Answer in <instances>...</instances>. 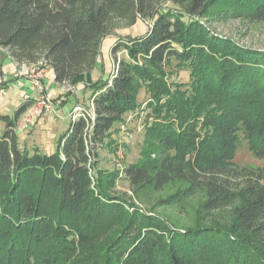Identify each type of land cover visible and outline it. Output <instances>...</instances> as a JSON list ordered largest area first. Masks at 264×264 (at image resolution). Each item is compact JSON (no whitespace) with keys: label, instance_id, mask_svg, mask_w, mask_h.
I'll return each mask as SVG.
<instances>
[{"label":"trees","instance_id":"trees-1","mask_svg":"<svg viewBox=\"0 0 264 264\" xmlns=\"http://www.w3.org/2000/svg\"><path fill=\"white\" fill-rule=\"evenodd\" d=\"M233 18L264 22V0H0V50L50 67L58 85L91 89V112L71 120L54 151L20 146L17 122L33 100L0 114V264H264V163L234 162L242 139L264 159V53L207 26ZM138 19L147 31L117 38L110 53L125 56L93 83L113 21ZM179 71L187 82L172 78ZM142 103L139 160L99 168L98 148ZM119 179L201 193L211 224L172 231L129 211L113 192Z\"/></svg>","mask_w":264,"mask_h":264},{"label":"rangeland","instance_id":"rangeland-1","mask_svg":"<svg viewBox=\"0 0 264 264\" xmlns=\"http://www.w3.org/2000/svg\"><path fill=\"white\" fill-rule=\"evenodd\" d=\"M168 6L173 7L170 3ZM149 20L138 19L134 24L128 25L124 21L114 20L110 29L112 32L106 36L102 42L97 64L91 73V80H104L111 76L117 60L125 56L124 51H119L116 56H112L110 49L117 38H130L139 36L147 31ZM215 34L230 38L238 45L251 48L264 53V22H249L245 19H226L221 21H211L207 25ZM7 56L0 50V72L2 70V57ZM24 69V76L30 77L32 84L40 82L43 84L47 66L41 63L28 65ZM2 73V72H1ZM12 75L9 83L15 80ZM181 82L188 81V72L179 71L172 77ZM0 80H2L0 78ZM3 82V81H2ZM92 83V84H93ZM35 87V86H34ZM29 90V89H28ZM36 90V89H35ZM37 91V90H36ZM91 89L85 88L82 82L76 85L65 84L59 93L49 95L52 100L54 110L49 114L47 120H37L29 129H23V115L17 122L16 132L19 135V143L22 148L32 152L36 147L42 152H47L50 147L54 151L59 139L67 134L70 124V114L74 107L79 106L84 111L91 112L90 104ZM71 97V99H70ZM144 99L143 94L139 97ZM23 100V99H22ZM22 101L16 104H8L0 109V114L13 118L15 111ZM138 113L129 114L121 125L115 126L97 150L98 167L104 170H119L129 163H134L140 158V150L143 146L145 103H142ZM5 123L0 121V136L4 132ZM234 162L238 165L260 166L264 159L255 157L249 150L245 140H241L234 156ZM182 184L178 182L169 183L161 190L151 191L144 189H130L125 180H117L113 190L117 195L125 196L128 199L129 211L137 209L139 212L148 215H157L165 220L172 231H185L199 226L211 224L208 217H205L200 205L204 199L203 194L196 193L183 197L180 193Z\"/></svg>","mask_w":264,"mask_h":264},{"label":"crops","instance_id":"crops-1","mask_svg":"<svg viewBox=\"0 0 264 264\" xmlns=\"http://www.w3.org/2000/svg\"><path fill=\"white\" fill-rule=\"evenodd\" d=\"M2 70L0 72V109L6 107L8 104H16L18 101H22V95L24 93L30 94L32 97L36 95V88L32 84L30 77L24 76V69H28L26 64L18 65L10 57H2ZM1 67V66H0ZM14 75L16 78L14 81L5 83ZM45 79L43 80L44 90L50 96L54 93H59L63 90L64 85H58L54 82L53 70L50 67H47ZM3 81V82H2ZM29 89V90H28ZM71 99V97H70ZM51 148H47V152L51 151Z\"/></svg>","mask_w":264,"mask_h":264},{"label":"built area","instance_id":"built-area-1","mask_svg":"<svg viewBox=\"0 0 264 264\" xmlns=\"http://www.w3.org/2000/svg\"><path fill=\"white\" fill-rule=\"evenodd\" d=\"M36 95L32 97L28 93H24L22 95L23 100H33L32 104L26 110L23 115V129H29L38 119L39 120H47L49 114L54 110L52 105V100L44 90V86L42 83H35ZM86 112L79 106L73 108L70 117L72 120L76 119L79 116H83V113ZM88 113V112H87Z\"/></svg>","mask_w":264,"mask_h":264}]
</instances>
